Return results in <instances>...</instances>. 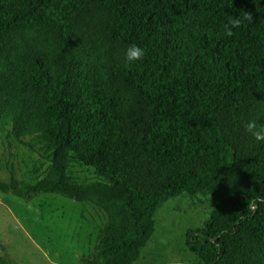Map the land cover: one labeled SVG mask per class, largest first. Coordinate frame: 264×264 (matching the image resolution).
I'll use <instances>...</instances> for the list:
<instances>
[{"label":"clouds","instance_id":"obj_1","mask_svg":"<svg viewBox=\"0 0 264 264\" xmlns=\"http://www.w3.org/2000/svg\"><path fill=\"white\" fill-rule=\"evenodd\" d=\"M252 17L253 16L250 13L246 12L243 19L251 20ZM241 24H242V20L240 18L230 19L228 21V24L225 25V34L228 37L233 36L234 35L233 29L239 28ZM143 57H144V50L138 47L137 45L129 46L125 52V59L129 65L142 60ZM245 129L247 132L251 133V135L257 141H264V125H261L259 128H257V122L251 121L245 125Z\"/></svg>","mask_w":264,"mask_h":264}]
</instances>
